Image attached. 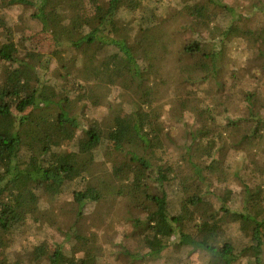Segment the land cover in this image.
<instances>
[{
    "label": "trees",
    "instance_id": "obj_1",
    "mask_svg": "<svg viewBox=\"0 0 264 264\" xmlns=\"http://www.w3.org/2000/svg\"><path fill=\"white\" fill-rule=\"evenodd\" d=\"M172 1L0 0V241L24 234L32 218L48 230L59 220L69 226L61 242L42 241L33 249V264H155L174 238L205 252L204 264H236L245 257L263 264L264 218L253 214L251 203L264 196V180L252 184V175L240 176L238 166L233 176L242 187L234 198L240 207H232L210 180L217 169L224 171L223 135L205 130V137L187 134L178 143L162 135L141 102L144 72L130 44L160 41L146 32ZM178 1L187 20L182 29L190 35L186 52L210 55L242 36L256 37L257 60L264 64V26L250 22L256 14L264 20L262 4L243 15L222 0ZM93 80L114 85V92L104 88L108 105L89 96L85 85ZM263 109L249 106L225 119L248 149L264 148ZM157 143L181 154L185 177L160 161L152 149ZM102 163L104 178L118 186L127 206H155L145 218L130 216L131 229L110 248L99 232L78 225L105 198L90 183ZM224 221L248 233L251 243L236 252L229 240L220 241ZM76 240L90 251L75 256Z\"/></svg>",
    "mask_w": 264,
    "mask_h": 264
},
{
    "label": "rangeland",
    "instance_id": "obj_2",
    "mask_svg": "<svg viewBox=\"0 0 264 264\" xmlns=\"http://www.w3.org/2000/svg\"><path fill=\"white\" fill-rule=\"evenodd\" d=\"M222 1L243 15L253 11L250 9L251 5L259 7L262 4L264 7V0ZM178 2L174 0L166 3L158 13L157 27L146 32L147 38L160 40L156 45L142 42L140 43L148 45L130 44L144 72L145 87L140 95L141 102L156 119L162 135L168 133L171 137L175 136L178 143L184 142L187 134L188 139L199 137L200 133L201 138L205 137V130L223 135L224 141L218 146L224 150L220 152L224 171L217 169L210 175V180L214 193L230 201L232 207L238 208L240 205L236 203L234 194L239 193L242 186L233 173L239 166L240 176L247 178L252 175V184L258 179L264 180V148L254 150L242 145L240 135L226 129L225 119L229 115L242 114L249 106L264 108V64L257 60L260 42L256 37L242 36L218 46L210 55L188 53L184 47L190 35L182 29L187 20L179 12ZM16 13L17 8L10 10L8 14L13 16ZM250 22L259 27L264 26L260 14L252 15ZM110 84L108 81L93 80L85 86L89 96L99 95L102 98L101 104L106 106L109 100L104 88L108 86L110 92H114V85ZM80 108L81 105L75 106L73 113H77ZM161 146L162 143H157L152 147L159 153L160 161L174 164L178 167L175 173L185 177L181 154L172 147L166 148L164 145L162 149ZM66 149L69 150L68 141ZM104 171L106 166L102 163L90 178V183L103 191L105 198L92 205L79 219L78 225L86 230L99 232L104 237L103 242L110 248L120 241L122 233L131 229L127 222L130 216L145 218L155 210V206L146 201L133 207L127 206L126 198L119 193L118 186L104 178ZM251 211L256 217L264 218V196L251 203ZM68 227L59 220L53 230H48L36 218L28 220L24 234L0 241V264H33L28 258L33 249L42 241H47L50 245L61 242L64 239L62 232H67ZM186 232L194 233L192 229ZM176 239L156 258L155 264H204L205 252L193 249L188 244H180ZM225 239L231 242L236 252L251 243L248 233L242 232L237 225L228 221H224L220 229V241ZM88 250L82 242H73L72 252L75 256ZM250 263L249 258L245 257L236 264ZM42 264L47 262L44 260Z\"/></svg>",
    "mask_w": 264,
    "mask_h": 264
}]
</instances>
